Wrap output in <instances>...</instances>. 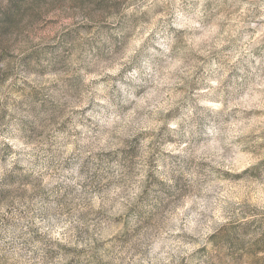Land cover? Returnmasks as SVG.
I'll list each match as a JSON object with an SVG mask.
<instances>
[{"label":"rangeland","instance_id":"374dc122","mask_svg":"<svg viewBox=\"0 0 264 264\" xmlns=\"http://www.w3.org/2000/svg\"><path fill=\"white\" fill-rule=\"evenodd\" d=\"M262 219L264 0H0V264H240Z\"/></svg>","mask_w":264,"mask_h":264},{"label":"trees","instance_id":"16d2710c","mask_svg":"<svg viewBox=\"0 0 264 264\" xmlns=\"http://www.w3.org/2000/svg\"><path fill=\"white\" fill-rule=\"evenodd\" d=\"M260 231L251 241L250 244L242 245L241 251L238 256L240 264H242L244 258H251L250 264H264V219L259 222ZM228 241L226 238H223L218 243H226Z\"/></svg>","mask_w":264,"mask_h":264}]
</instances>
